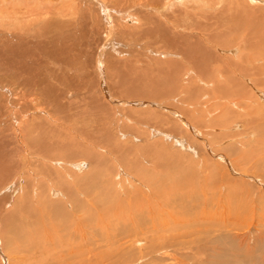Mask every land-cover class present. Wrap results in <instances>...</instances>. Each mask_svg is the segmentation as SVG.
<instances>
[{"label": "rangeland", "instance_id": "rangeland-1", "mask_svg": "<svg viewBox=\"0 0 264 264\" xmlns=\"http://www.w3.org/2000/svg\"><path fill=\"white\" fill-rule=\"evenodd\" d=\"M101 1L0 0V264H264V0Z\"/></svg>", "mask_w": 264, "mask_h": 264}, {"label": "bare ground", "instance_id": "bare-ground-1", "mask_svg": "<svg viewBox=\"0 0 264 264\" xmlns=\"http://www.w3.org/2000/svg\"><path fill=\"white\" fill-rule=\"evenodd\" d=\"M84 2H89L90 3V6L93 5V7L91 8L93 11H99L101 13H103V15H106L108 14V7L107 5L103 2V1H98V0H83ZM254 1V0H253ZM83 2V3H84ZM72 4H73V1H72ZM76 4V3H75ZM96 6V7H95ZM98 6V9H96ZM95 7V8H94ZM190 7V6H189ZM75 7H73L74 9ZM81 11V10H80ZM74 12V10H73ZM206 12V11H205ZM72 13V12H71ZM60 14V13H59ZM110 16V15H109ZM60 17V16H59ZM65 20V19H64ZM64 20H60L59 21H52L54 23H56V27L57 28H60V29H67L71 26V22L70 21H64ZM74 20V19H73ZM73 20L71 19V21L73 22ZM108 23H110L109 20H107ZM12 22V21H11ZM51 22V23H52ZM75 22V20H74ZM50 24V22L48 23ZM46 23V25H48ZM78 26V25H77ZM112 28V27H111ZM68 30V29H67ZM67 35H70L71 36V33H66ZM73 35V34H72ZM5 39H4V43L2 44L3 45V48H2V51L3 53L1 54V58L2 60L4 61V63L7 61H9L10 63H15L17 62V56H20V55H23L25 54L26 55V52L29 50L26 51L25 47H24V39L23 37L19 34V33H16V34H12L10 36V34H7V36H3ZM11 37V38H9ZM72 37V36H71ZM51 39H52V44H46L45 46H43V48L47 49V47H50L49 49H52L54 48V50H56V52L59 51V49L56 47V46H59L60 44L59 43H62L63 41H65V37H63V33L60 32L59 34H56V35H53L51 36ZM48 45V46H47ZM48 52V51H47ZM20 67H18V72L22 71L23 69H25L24 65H19ZM17 68V67H16ZM24 71H27V70H24ZM11 71L8 70L7 71V68H6V74H5V78L8 77H15L16 78H19V73L18 72H15L13 75H10ZM223 75V74H222ZM7 81V79H5ZM37 80H40V79H32V80H27V79H11L9 84H6V85H3V86H0V96H3L4 97V102L2 103V107L1 109H5V108H8V110L5 112L7 114H9L10 117L13 118V120L15 119L16 121H18L19 117L21 118L23 115L27 116L26 114V111L24 112L23 111V103H22V99L23 96H19V93H24L26 92L25 90H27V86H34L36 85V81ZM41 81V80H40ZM15 83V87L17 89H15L14 91L11 89L12 86ZM32 86V87H33ZM38 86V85H37ZM26 88V89H25ZM25 89V90H24ZM51 89V88H50ZM24 90V92H23ZM29 92V91H28ZM27 92V93H28ZM29 94V93H28ZM108 94V93H107ZM27 95V94H26ZM33 96H35V93L33 94ZM110 96V95H109ZM30 97V96H29ZM108 97V96H107ZM1 99V98H0ZM26 99V98H25ZM46 99V98H45ZM231 103V102H230ZM35 104V103H34ZM239 106V105H238ZM242 107V106H241ZM36 108V107H35ZM30 109V107H29ZM242 109V108H241ZM35 110V109H34ZM4 111V110H3ZM28 111H31L28 110ZM42 111V110H41ZM46 112V111H45ZM29 113V112H28ZM37 113V112H36ZM2 115V114H1ZM0 115V116H1ZM249 115V114H248ZM7 120V119H6ZM14 120V121H15ZM246 120L247 117H246ZM24 121V120H23ZM246 122V121H245ZM14 123V122H13ZM10 124V123H9ZM20 124V123H19ZM188 124V123H187ZM8 125V124H7ZM188 126V125H187ZM169 136V135H168ZM169 138H172V137H169ZM168 139V138H167ZM174 139V138H173ZM182 139H177L176 140V143L179 144L181 147H184V144H182ZM187 147V146H186Z\"/></svg>", "mask_w": 264, "mask_h": 264}]
</instances>
